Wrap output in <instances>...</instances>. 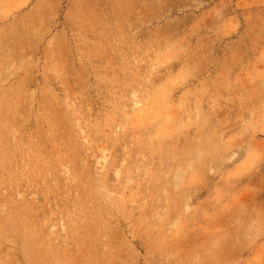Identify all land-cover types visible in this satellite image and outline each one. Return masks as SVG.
I'll return each instance as SVG.
<instances>
[{
    "label": "rangeland",
    "instance_id": "1",
    "mask_svg": "<svg viewBox=\"0 0 264 264\" xmlns=\"http://www.w3.org/2000/svg\"><path fill=\"white\" fill-rule=\"evenodd\" d=\"M0 172V264H264V0H0Z\"/></svg>",
    "mask_w": 264,
    "mask_h": 264
},
{
    "label": "bare ground",
    "instance_id": "2",
    "mask_svg": "<svg viewBox=\"0 0 264 264\" xmlns=\"http://www.w3.org/2000/svg\"><path fill=\"white\" fill-rule=\"evenodd\" d=\"M135 106H138V102H136L135 104H134ZM135 109V108H134ZM1 173V172H0ZM26 213V212H25ZM25 214H24V212H21V211H18V212H16L15 213V216H16V218L17 217H22V216H24ZM18 219H20V218H18ZM6 223V222H5ZM5 226V225H4ZM31 232V231H30ZM28 240V239H27ZM30 242V241H29ZM31 255V254H30Z\"/></svg>",
    "mask_w": 264,
    "mask_h": 264
}]
</instances>
